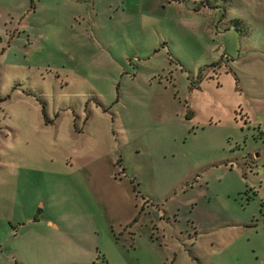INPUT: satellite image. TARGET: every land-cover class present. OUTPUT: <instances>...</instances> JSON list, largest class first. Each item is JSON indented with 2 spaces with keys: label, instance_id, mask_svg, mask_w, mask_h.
Listing matches in <instances>:
<instances>
[{
  "label": "rangeland",
  "instance_id": "obj_1",
  "mask_svg": "<svg viewBox=\"0 0 264 264\" xmlns=\"http://www.w3.org/2000/svg\"><path fill=\"white\" fill-rule=\"evenodd\" d=\"M1 97L0 264H264V0H0Z\"/></svg>",
  "mask_w": 264,
  "mask_h": 264
},
{
  "label": "trees",
  "instance_id": "obj_2",
  "mask_svg": "<svg viewBox=\"0 0 264 264\" xmlns=\"http://www.w3.org/2000/svg\"><path fill=\"white\" fill-rule=\"evenodd\" d=\"M207 3V2H206ZM4 99V97H1L0 98V100H3ZM40 103H41V111H42V113L43 114H46V111H45V104H44V102L42 101V100H40ZM46 122H51V120L50 119H48V120H46ZM40 210V208H38V210L37 211H39Z\"/></svg>",
  "mask_w": 264,
  "mask_h": 264
},
{
  "label": "crops",
  "instance_id": "obj_3",
  "mask_svg": "<svg viewBox=\"0 0 264 264\" xmlns=\"http://www.w3.org/2000/svg\"><path fill=\"white\" fill-rule=\"evenodd\" d=\"M38 208H40V207H38ZM38 210V209H37ZM40 213V210L39 211H37V214H35V216L33 217L34 218V220H38L39 219V217H38V215H39V213ZM51 222V221H50ZM52 223V222H51Z\"/></svg>",
  "mask_w": 264,
  "mask_h": 264
}]
</instances>
